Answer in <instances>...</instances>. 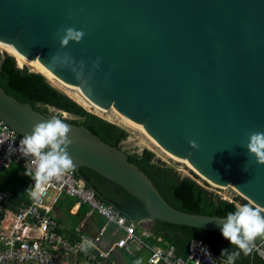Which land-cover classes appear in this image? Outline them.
<instances>
[{
	"label": "water",
	"instance_id": "1",
	"mask_svg": "<svg viewBox=\"0 0 264 264\" xmlns=\"http://www.w3.org/2000/svg\"><path fill=\"white\" fill-rule=\"evenodd\" d=\"M66 27L82 30L83 39L62 47ZM0 44L147 133L207 184L233 186L264 207V165L246 148L248 133L264 131V0H0ZM56 54H68V63L53 68ZM51 117L70 125L73 171L91 190L80 176L83 167L143 202L151 222L221 232L225 216L169 206L121 145L43 114L0 87V123L16 135ZM255 246L264 254V239Z\"/></svg>",
	"mask_w": 264,
	"mask_h": 264
},
{
	"label": "built area",
	"instance_id": "2",
	"mask_svg": "<svg viewBox=\"0 0 264 264\" xmlns=\"http://www.w3.org/2000/svg\"><path fill=\"white\" fill-rule=\"evenodd\" d=\"M21 138L0 123V173L14 166L26 171L27 163L34 167L31 158L18 151ZM10 145L16 151L10 152ZM62 196L87 206L105 222L96 238H88L95 246L87 252L79 248L82 237H87L82 223L71 232L72 238L61 230L54 211ZM11 201L10 193L0 190V264H119L112 260L116 252L135 258L145 250L151 252L149 264H225L226 261L203 239L191 241L188 257L181 258L175 247L162 246L164 241L157 240L151 230L141 229L138 221L101 200L73 170L53 178L39 201L31 198V203L14 209ZM151 240L159 245L151 244ZM255 247L264 260L261 249Z\"/></svg>",
	"mask_w": 264,
	"mask_h": 264
},
{
	"label": "trees",
	"instance_id": "3",
	"mask_svg": "<svg viewBox=\"0 0 264 264\" xmlns=\"http://www.w3.org/2000/svg\"><path fill=\"white\" fill-rule=\"evenodd\" d=\"M0 68L2 70L0 87L4 88L17 101L28 103L43 114H54L52 110L67 113L75 117L73 120L67 119L74 126L85 127L103 142L113 147H118L127 140L128 133L125 129L85 110L74 100L69 99L66 94L53 87L43 74L18 69L15 62L9 58L2 62ZM128 156L129 161L137 165L140 171L153 183L162 199L180 212L226 216L229 211H235L238 200L243 204L249 203L241 196H238L234 201H229L199 186L192 179L180 178L170 168L160 164L154 152L147 148L140 154L133 153ZM14 167L10 170H13ZM17 168L22 172L21 175L25 176V171ZM8 171H3L0 174H6ZM79 172L101 200L114 206L131 220L138 221L141 229L151 230L157 240L164 241L162 246L175 247L181 258L188 257L190 242L199 239L207 242L219 256L223 249L230 252L238 251L222 237L221 232L151 222L147 219L148 212L143 202L89 168L83 167ZM19 178L21 181L30 183L20 176ZM33 185L34 181L26 187ZM0 190H6L2 180H0ZM26 191L12 190L9 192L12 197L13 209L31 203V198ZM150 242L153 245H159L156 240ZM258 255L254 245L252 253L244 255L241 252L235 264H264V260ZM223 258L226 259V257Z\"/></svg>",
	"mask_w": 264,
	"mask_h": 264
},
{
	"label": "clouds",
	"instance_id": "4",
	"mask_svg": "<svg viewBox=\"0 0 264 264\" xmlns=\"http://www.w3.org/2000/svg\"><path fill=\"white\" fill-rule=\"evenodd\" d=\"M61 31L64 33L60 39L62 47L66 46L70 40L80 42L85 35L82 30L73 27H66ZM99 61L100 58H97L96 67L99 66ZM67 63L68 54H65L64 59H61L59 54L54 55L51 59L53 68ZM74 75L77 80L81 79L79 74ZM82 84L86 86L87 82ZM89 91H91L90 88ZM71 132L69 124L60 118L51 117L35 122L31 131L26 132L20 139L18 151L26 158L30 157V163L34 165V167H30L27 163L24 173L34 181V185L26 191L34 200L39 201L40 195L53 178L75 169L76 164L68 151L69 146L73 143L70 138ZM189 146L193 149L198 148L195 140H190ZM246 148L250 154L254 155L258 164L264 165V131L248 133ZM9 151L13 152L16 149L10 145ZM222 221L220 226L222 237L238 249V251L231 252L227 249L221 250L220 256L226 257L225 264H235L241 252L244 255L251 254L256 239H264V207L253 205L251 202L237 205L235 211H229ZM94 246L88 237H82L79 248L81 251L87 252ZM135 264H141V260H137Z\"/></svg>",
	"mask_w": 264,
	"mask_h": 264
},
{
	"label": "rangeland",
	"instance_id": "5",
	"mask_svg": "<svg viewBox=\"0 0 264 264\" xmlns=\"http://www.w3.org/2000/svg\"><path fill=\"white\" fill-rule=\"evenodd\" d=\"M14 62H15L16 67H18L16 64V61H14ZM24 68L28 69L30 72H37V73L45 75L53 87H55L56 89H58L62 93L66 94V90L63 87H61L60 85H55V83L51 81V79L48 77L47 74L38 71V69L34 70V67H31V68L22 67L21 69H24ZM66 96L69 99L74 100L77 104L82 106L88 112L95 114V115H97V116H99V117H101V118H103V119H105L111 123L118 124V126L125 129L128 133V137H127V140L121 146L127 154H133V153L140 154L144 149L147 148V149L151 150L152 152H154V154L156 155V159L160 164H163L167 168H170L180 178L192 179L199 186L209 190L210 192L212 191V192L220 195L222 198H225L229 201L235 200L238 196L243 197L237 189H235V188L233 189V187H231V186L226 187V188H220V187L216 186V188H215V187L207 184L205 181H203L198 176H196L194 173H192L189 170V168H187L185 165L179 164V163H176V162L170 160L165 154H163L158 148H156L147 139V137L142 132L128 128L127 124H124L123 122H121L122 120L117 118V116L114 115L111 111L108 114H98L95 110L88 108V107H85L84 105H82L81 103L76 101L74 98L70 97L69 95L66 94ZM52 112L54 113L53 115H57L59 117L60 116L66 117V119H68V120L75 119V117H73L67 113H63V112L61 113V112H58L55 110H52ZM21 173L22 172L17 167H14L13 170L8 171L6 174L5 173L0 174V175H2L0 177V180H2L3 184L5 185V189H6L5 191L6 192L9 193L12 190L25 191L29 188V187H26V185H29L30 183L32 184V182H33L32 178L27 176V175L23 176V175H21ZM19 176L25 180H28L30 183L21 181ZM237 204L242 205L243 203H241V201L238 200ZM148 253H149L148 251H145V253L142 255V257H139V258H132V257L126 258L125 263L126 264H135V262L137 260H141V264H149L148 263V257H150V255H149L150 253L149 254Z\"/></svg>",
	"mask_w": 264,
	"mask_h": 264
},
{
	"label": "crops",
	"instance_id": "6",
	"mask_svg": "<svg viewBox=\"0 0 264 264\" xmlns=\"http://www.w3.org/2000/svg\"><path fill=\"white\" fill-rule=\"evenodd\" d=\"M54 213L61 224V230L70 238L73 237L71 232L82 223L86 236L89 239H94L97 237L105 223L100 216L92 212L87 206L79 205L75 200L68 198L67 196H62L60 198ZM145 251H148L150 253L148 254L151 256L149 250ZM145 251L135 258L142 257ZM126 258L129 257L123 255L121 252H116L112 257V260L117 261L119 264H126Z\"/></svg>",
	"mask_w": 264,
	"mask_h": 264
},
{
	"label": "bare ground",
	"instance_id": "7",
	"mask_svg": "<svg viewBox=\"0 0 264 264\" xmlns=\"http://www.w3.org/2000/svg\"><path fill=\"white\" fill-rule=\"evenodd\" d=\"M0 52L3 54L8 55L9 57H11L14 61H16V64L19 68L22 67H34V70L38 69V71L43 72L45 74L48 75V77L51 79L52 82L55 83V85H60L61 87H63L66 90V94L69 95L70 97L74 98L76 101H78L79 103H81L82 105H84L85 107L91 108L93 110H95L98 114H108L110 113V111H106L104 109H101L100 107L96 106L94 103H92L80 90H72V89H68L66 87V85H64V83L59 80L55 75H53L49 70L45 69L42 65H40L37 62L31 61L29 59L23 58L20 55H18L17 53H15L13 51L12 48L10 47H6L0 44ZM45 76V75H44ZM53 83V84H54ZM112 112V111H111ZM113 113V112H112ZM114 115H116L115 113H113ZM117 116V115H116ZM117 118H119L117 116ZM120 119V118H119ZM121 120V119H120ZM124 124H126L123 120L121 121ZM129 128V127H128ZM142 132V131H140ZM147 139L156 147L158 148L163 154H165L170 160H172L155 142L154 140L145 132H142ZM174 161V160H172ZM175 162V161H174ZM179 164H183L185 165L187 168H189V170L194 173L196 176H198L200 179H202L203 181H205L201 176H199L197 174V172H195L194 168L190 165V164H186V163H179ZM206 182V181H205ZM209 184V183H208ZM211 185V184H209ZM213 187H215L214 185H211ZM233 187V186H231ZM216 188V187H215ZM226 188V187H223ZM234 189V187H233ZM236 189V188H235ZM240 193V192H239Z\"/></svg>",
	"mask_w": 264,
	"mask_h": 264
},
{
	"label": "flooded vegetation",
	"instance_id": "8",
	"mask_svg": "<svg viewBox=\"0 0 264 264\" xmlns=\"http://www.w3.org/2000/svg\"><path fill=\"white\" fill-rule=\"evenodd\" d=\"M3 53H1V55H2ZM4 61V59L2 58V56H1V58H0V66H1V64H2V62Z\"/></svg>",
	"mask_w": 264,
	"mask_h": 264
}]
</instances>
